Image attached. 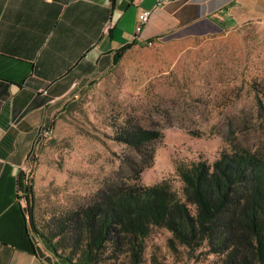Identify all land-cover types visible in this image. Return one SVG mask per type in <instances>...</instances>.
I'll return each instance as SVG.
<instances>
[{
	"label": "rangeland",
	"instance_id": "obj_1",
	"mask_svg": "<svg viewBox=\"0 0 264 264\" xmlns=\"http://www.w3.org/2000/svg\"><path fill=\"white\" fill-rule=\"evenodd\" d=\"M173 1L179 0H155V6ZM141 11L149 12L148 21L151 10ZM143 25L137 32L136 24L135 32ZM170 38L132 45L109 71L76 87L52 136L39 139L43 148L36 165L29 158L26 181L32 179L38 231L74 262L80 250L71 255L72 235L66 232L68 239L61 240V223L92 203L108 178L130 179L127 158L140 162L137 152L112 138L117 126L129 122L161 132L152 142L153 159L137 182L165 180L179 196L178 163L212 162L233 145L264 154V21L203 37ZM22 202L30 232L47 243L31 228L29 203L24 198ZM170 236L164 228H153L144 239L140 264H220L206 246L171 249ZM93 264H130V256L107 247Z\"/></svg>",
	"mask_w": 264,
	"mask_h": 264
},
{
	"label": "crops",
	"instance_id": "obj_2",
	"mask_svg": "<svg viewBox=\"0 0 264 264\" xmlns=\"http://www.w3.org/2000/svg\"><path fill=\"white\" fill-rule=\"evenodd\" d=\"M151 10L135 32L137 15ZM264 21V0H0V264H71L28 226L24 198L38 134L71 92L109 71L117 50Z\"/></svg>",
	"mask_w": 264,
	"mask_h": 264
},
{
	"label": "trees",
	"instance_id": "obj_3",
	"mask_svg": "<svg viewBox=\"0 0 264 264\" xmlns=\"http://www.w3.org/2000/svg\"><path fill=\"white\" fill-rule=\"evenodd\" d=\"M132 45L119 48L117 57ZM115 129L112 138L137 152L140 162L127 158L130 179L108 178L92 203L72 211L68 221L61 223V240L68 239L66 232L72 235L70 253L80 250L78 262L61 255L58 244L39 233L33 218L32 179L26 181L23 197L29 203L31 228L56 255L71 264H93L102 251L112 247L127 252L130 264H140L144 239L153 228H164L171 234L168 245L173 250L178 245L188 251L206 246V252L218 256L220 264H264V154L233 145L212 162L178 163L179 196L165 180L151 185L137 182L153 159L152 142L161 132L129 122ZM37 157L31 156L33 166Z\"/></svg>",
	"mask_w": 264,
	"mask_h": 264
},
{
	"label": "built area",
	"instance_id": "obj_4",
	"mask_svg": "<svg viewBox=\"0 0 264 264\" xmlns=\"http://www.w3.org/2000/svg\"><path fill=\"white\" fill-rule=\"evenodd\" d=\"M166 1H169V0H157V4H161V3L166 2ZM148 15H149L148 11H141L138 14L137 27H136V31L137 32L140 30V27L147 21ZM52 133H53V128L51 126L43 127L39 131L38 138L40 140H44V139L49 138L50 136H52ZM27 172L30 173L29 170H27ZM21 199H23V198H21Z\"/></svg>",
	"mask_w": 264,
	"mask_h": 264
}]
</instances>
